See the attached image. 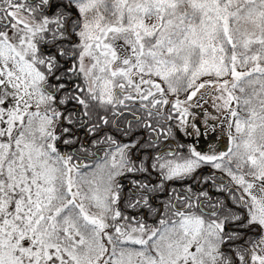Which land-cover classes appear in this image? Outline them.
Segmentation results:
<instances>
[{"label":"snow or ice","instance_id":"6c2138e0","mask_svg":"<svg viewBox=\"0 0 264 264\" xmlns=\"http://www.w3.org/2000/svg\"><path fill=\"white\" fill-rule=\"evenodd\" d=\"M0 264H264V0H0Z\"/></svg>","mask_w":264,"mask_h":264},{"label":"rangeland","instance_id":"374dc122","mask_svg":"<svg viewBox=\"0 0 264 264\" xmlns=\"http://www.w3.org/2000/svg\"><path fill=\"white\" fill-rule=\"evenodd\" d=\"M200 135L198 136L197 134H196V132L195 133H192L193 132V130L191 129V128H188V129H186V130H180V133H181V136H180V138H182V140L184 141V142H187L188 144H191V145H193V146H196V147H198V149H205V144H203V142L205 141L204 139H202V140H198V137H201L202 136V134L203 135H207L208 133L209 134H216L217 132L219 133V138H222L223 139V142L224 141H226V130H224V131H222L223 130V125H218L217 127H215V128H213V127H208L207 129H205V126L203 125V124H201L200 126ZM189 134H193V135H196V136H198V137H196L195 138V141H193L194 140V138H192V137H189L188 135ZM208 134V135H209ZM179 138V137H178ZM200 142H202V143H200ZM220 143V144H224V143Z\"/></svg>","mask_w":264,"mask_h":264},{"label":"crops","instance_id":"0c3cea01","mask_svg":"<svg viewBox=\"0 0 264 264\" xmlns=\"http://www.w3.org/2000/svg\"><path fill=\"white\" fill-rule=\"evenodd\" d=\"M192 133H195L194 131L192 132ZM209 134V133H208ZM203 135L202 134V136L201 137H198V136H196V135H193V134H189L188 136L189 137H192V138H194V140L193 141H195V138L196 137H198V140H202V139H204L205 141L203 142V144H205L206 146H209L208 144H209V142H210V140H209V138L213 135V134H209V135ZM215 135V139L213 140V143H212V146H217V145H219L220 143H222L223 142V139L222 138H219L220 136H219V133L217 132L216 134H214ZM225 142V141H224ZM223 142V143H224ZM200 143H202V142H200Z\"/></svg>","mask_w":264,"mask_h":264},{"label":"trees","instance_id":"16d2710c","mask_svg":"<svg viewBox=\"0 0 264 264\" xmlns=\"http://www.w3.org/2000/svg\"><path fill=\"white\" fill-rule=\"evenodd\" d=\"M211 137H212V136H211ZM211 137L209 138L210 142H209L208 145H212V143H213V139H211ZM179 140H180V139H179ZM182 143L185 144V145H188V143H187V142H184L183 140H182ZM207 147H208V146H207Z\"/></svg>","mask_w":264,"mask_h":264},{"label":"flooded vegetation","instance_id":"af4514ba","mask_svg":"<svg viewBox=\"0 0 264 264\" xmlns=\"http://www.w3.org/2000/svg\"><path fill=\"white\" fill-rule=\"evenodd\" d=\"M180 136H181V133L179 132V135H178L179 138L178 137L177 138H178V140L180 139L179 142L182 143V138H180ZM206 149H207V146L205 145V149L204 150H206Z\"/></svg>","mask_w":264,"mask_h":264}]
</instances>
